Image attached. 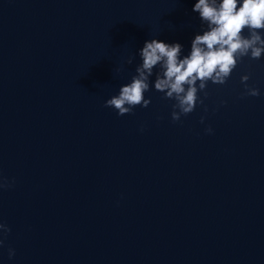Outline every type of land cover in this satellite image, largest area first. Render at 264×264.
I'll return each instance as SVG.
<instances>
[{
    "label": "water",
    "instance_id": "water-1",
    "mask_svg": "<svg viewBox=\"0 0 264 264\" xmlns=\"http://www.w3.org/2000/svg\"><path fill=\"white\" fill-rule=\"evenodd\" d=\"M196 2L0 0V264H264V55L177 122L151 85L104 106L145 41L190 53Z\"/></svg>",
    "mask_w": 264,
    "mask_h": 264
},
{
    "label": "clouds",
    "instance_id": "clouds-1",
    "mask_svg": "<svg viewBox=\"0 0 264 264\" xmlns=\"http://www.w3.org/2000/svg\"><path fill=\"white\" fill-rule=\"evenodd\" d=\"M192 11L199 13L206 30L195 35L190 53L181 58L179 43L145 41L138 53L141 63L136 66L135 74L129 83L120 87L117 95L104 102L105 107L113 108L119 116L132 114L136 106L147 107L150 99H145L144 94L151 85L163 93V99L174 101L170 116L177 122L192 113L197 105H204L209 82L223 85L243 58L258 60L264 55V31H261L264 30V0H197ZM134 59V55L130 56L127 63L132 64ZM153 76L155 79L151 81ZM248 80V75L240 77L245 88L242 96H259V89L249 87ZM203 110L207 112V107ZM204 120L201 116L200 123ZM204 131L211 134L213 130L206 127ZM8 187L11 184L0 177V189ZM10 231L0 222V247ZM14 254L9 248V258Z\"/></svg>",
    "mask_w": 264,
    "mask_h": 264
}]
</instances>
